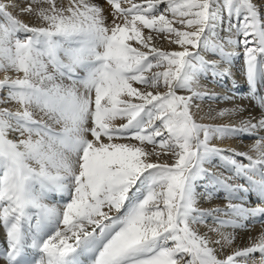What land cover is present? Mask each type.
Wrapping results in <instances>:
<instances>
[{"label":"snow or ice","instance_id":"6c2138e0","mask_svg":"<svg viewBox=\"0 0 264 264\" xmlns=\"http://www.w3.org/2000/svg\"><path fill=\"white\" fill-rule=\"evenodd\" d=\"M105 2L107 15L93 0H30L20 8L34 21L26 23L14 0H0V259L257 264L258 255L264 264V232L234 246L248 221L264 224L260 6ZM159 40L176 47L163 50ZM237 56L247 91L203 90L202 80L225 78L238 89ZM238 98L255 101L259 117L235 125L195 118L198 101ZM243 111L236 105L217 115ZM245 136L255 138L249 152L211 143ZM220 194L223 206H201Z\"/></svg>","mask_w":264,"mask_h":264},{"label":"bare ground","instance_id":"6f19581e","mask_svg":"<svg viewBox=\"0 0 264 264\" xmlns=\"http://www.w3.org/2000/svg\"><path fill=\"white\" fill-rule=\"evenodd\" d=\"M17 4V7L13 10L15 15H18L20 19L24 20L26 23H33L28 16V14L21 13L20 8L26 7L30 0H14ZM93 2L99 3L105 7L106 15L110 11V6H108L105 0H93ZM258 6H260L261 13L264 14V0H253ZM109 20H111V16L109 15ZM158 47H161L163 50H174L176 46L168 43L167 40H159L156 42ZM237 52L242 51L241 49H236ZM243 58L242 56H237L234 60L233 64V75L235 77V82L239 85V88L236 89L233 87V81L225 78L222 81H206L202 80L201 84L203 85V90L208 92H214L221 96L229 95L232 92L239 91L241 93H245L247 91V85L245 82V78L242 72L243 69ZM181 94H188L186 92H182ZM200 105V110L196 111L195 118L198 122L204 124H213V125H235L242 119L248 116L251 113L253 116L259 117L261 109L256 106L255 101L248 98H238L235 100H201L197 102ZM236 105H241L245 109V111L240 112L236 115L224 116L220 117L217 115V112L223 108H233ZM120 121H117L119 123ZM264 135V131L260 133ZM14 138V137H10ZM254 137H243L240 138H226V139H214L211 143L221 148H234L240 152H249L250 146L254 143ZM255 155V153H251ZM169 164H172L174 161L171 157H165ZM242 162L247 163V160L240 157ZM215 162V161H214ZM207 167V165H206ZM215 171H224L222 168L214 169ZM234 183H244L242 180H235ZM200 191V189H198ZM52 202H55L53 200ZM201 206L204 208H211L217 205L223 206L225 201L223 200V195L220 194L218 198L213 199L212 201H204L201 199ZM259 203L254 197L251 198V206H256ZM250 227L248 230H236L237 239L235 241L234 246L245 247L248 246L251 237L253 240L257 239L260 233L264 232V224L259 222L252 223V221L247 222ZM211 224V221H209ZM199 231L203 234L208 231V228L205 225H200ZM212 235V233H209ZM5 247V234L4 230L0 228V249ZM257 264L259 262V256L256 257ZM0 264H5L3 259H0Z\"/></svg>","mask_w":264,"mask_h":264},{"label":"rangeland","instance_id":"374dc122","mask_svg":"<svg viewBox=\"0 0 264 264\" xmlns=\"http://www.w3.org/2000/svg\"><path fill=\"white\" fill-rule=\"evenodd\" d=\"M137 2H139V0H137Z\"/></svg>","mask_w":264,"mask_h":264}]
</instances>
